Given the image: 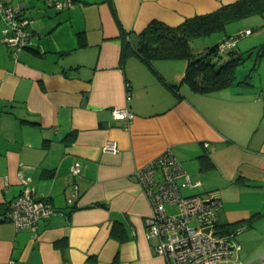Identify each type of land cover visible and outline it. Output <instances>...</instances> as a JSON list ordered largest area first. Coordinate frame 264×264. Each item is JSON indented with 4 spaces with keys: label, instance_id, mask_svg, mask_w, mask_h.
Instances as JSON below:
<instances>
[{
    "label": "crops",
    "instance_id": "1",
    "mask_svg": "<svg viewBox=\"0 0 264 264\" xmlns=\"http://www.w3.org/2000/svg\"><path fill=\"white\" fill-rule=\"evenodd\" d=\"M1 1L33 22L16 56L0 41V206L26 187L56 211L38 221L36 235L1 221L0 264H168L146 237L152 209L132 178L166 149L200 181L193 193L221 199L219 224L255 215L223 264H264L262 61L247 82L235 73L229 86L199 94L181 83L184 60L156 61V72L135 56L121 60V30L135 45L153 19L176 26L236 0H71L62 9L48 0ZM3 27L0 20V38ZM112 107L134 113L127 127ZM107 139L116 153L102 149ZM116 222L123 241L110 234Z\"/></svg>",
    "mask_w": 264,
    "mask_h": 264
},
{
    "label": "built area",
    "instance_id": "2",
    "mask_svg": "<svg viewBox=\"0 0 264 264\" xmlns=\"http://www.w3.org/2000/svg\"><path fill=\"white\" fill-rule=\"evenodd\" d=\"M47 4L61 9L71 6V1L48 0ZM0 20L4 23L0 41L16 56L30 43L33 21L21 16L20 7H13L1 0ZM251 32L248 28L225 38L219 43L218 52L224 53L236 45L238 38ZM129 98L128 90L127 99ZM110 113L114 119L123 120L124 127H127L134 117V113L128 108L112 107ZM102 149L116 153L117 143L107 139ZM70 172L77 175L80 172V164L75 162L71 165ZM158 174L160 179H157ZM132 178L142 187L152 209L150 216L145 220L146 237L154 241V252L166 259L168 264H223L241 249L236 234L242 227L227 234L220 233L217 229L221 199L211 193L201 196L182 192L184 189L198 186L200 181L192 179L171 150L166 149L137 169ZM19 180L21 184H25L28 179L20 175ZM173 204L177 205L178 213L167 211V205ZM55 211L44 196L36 195L24 187L8 202L6 210L0 213V222H14L16 228L32 230L36 235L38 221Z\"/></svg>",
    "mask_w": 264,
    "mask_h": 264
},
{
    "label": "trees",
    "instance_id": "3",
    "mask_svg": "<svg viewBox=\"0 0 264 264\" xmlns=\"http://www.w3.org/2000/svg\"><path fill=\"white\" fill-rule=\"evenodd\" d=\"M254 14L264 15V0H236L222 5L214 11L187 17L176 26L153 19L138 33L135 45L131 44L128 33L121 30L124 41L121 60L127 55L135 56L154 72H156L154 68L156 61L184 60L186 66L181 83L186 84L193 92L210 94L233 83L235 68L241 55L235 46L224 53H219L217 48L221 41L207 46L204 41H201V38L224 30L230 22ZM254 51L257 52V58L251 70L256 67V63L260 60L259 57L264 55V46L253 47L247 52L251 54ZM245 82L247 81L243 80L239 83ZM205 160L204 156H200L202 163ZM5 210L6 207L0 206V213ZM254 216L235 224L218 223L217 229L220 233L225 234L233 232L243 224H251ZM118 229L119 225L116 222L113 224L110 234L119 241H123L125 237L120 236L117 232ZM87 261L94 263L96 259L93 256H88Z\"/></svg>",
    "mask_w": 264,
    "mask_h": 264
},
{
    "label": "rangeland",
    "instance_id": "4",
    "mask_svg": "<svg viewBox=\"0 0 264 264\" xmlns=\"http://www.w3.org/2000/svg\"><path fill=\"white\" fill-rule=\"evenodd\" d=\"M244 28H250L252 30L251 34L245 35L243 37L238 38L235 48L240 52L241 59L239 63L236 65V81L243 80L245 75L248 72L252 73V77H254V71H251L254 61L257 58V52H253L249 54L247 51L249 49H253V47L264 46V15L254 14L250 15L233 22H230L226 25L225 30H219L211 33L210 35L201 38V41H204L207 46H211L225 33H231V35H235L238 31L243 30ZM261 62V72L264 73V55L260 56ZM259 61V62H260ZM199 186V185H198ZM193 188L184 189V194L193 193ZM167 211L170 213H178L177 205H167Z\"/></svg>",
    "mask_w": 264,
    "mask_h": 264
}]
</instances>
